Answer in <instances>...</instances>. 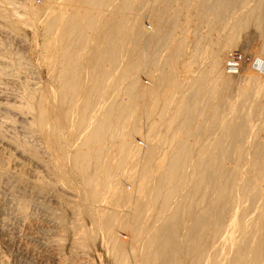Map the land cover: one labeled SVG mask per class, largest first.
Masks as SVG:
<instances>
[{"label":"bare ground","instance_id":"bare-ground-1","mask_svg":"<svg viewBox=\"0 0 264 264\" xmlns=\"http://www.w3.org/2000/svg\"><path fill=\"white\" fill-rule=\"evenodd\" d=\"M144 1L0 0V264H264V143L251 152L247 111L264 42L237 64L244 87L230 74L243 31L264 39V0L203 2V26L236 15L205 35L195 75L175 34L195 5L182 17L183 0H152L150 38Z\"/></svg>","mask_w":264,"mask_h":264},{"label":"rangeland","instance_id":"rangeland-1","mask_svg":"<svg viewBox=\"0 0 264 264\" xmlns=\"http://www.w3.org/2000/svg\"><path fill=\"white\" fill-rule=\"evenodd\" d=\"M37 2H39L40 0H36ZM147 1V2H146ZM189 1V2H188ZM194 1V2H193ZM200 1V2H199ZM204 1H207V2H211V1H214V0H191V2H190V0H183L182 1V4L181 3H178L180 6L178 7V4H177V7H178V9L181 11V14H182V17H183V15L185 14V12H186V9L184 8V2H185V5L187 4H191L192 6L193 5H195V7L196 8H198V10L196 9V8H194V13H192V15L194 14V16H192V17H190L188 20H185L186 22H185V25L187 26V27H189V28H187L186 26V28H187V32H185L186 31V28H185V30H184V25L183 24H181L182 22H180V24H181V26H180V24L178 23L177 24V27H176V32H175V34L177 33V34H188L187 35V37H189L188 38V40H187V44H186V53L188 54V58H190V63H191V69H189V74L190 75H195V74H198L200 71H202V70H204V68L206 69L207 68V62H208V59L206 58V57H208V55H207V50L210 48L208 45H206V43H205V41H203V38L205 37V35L206 36H209L210 35V39H218L219 37H223L224 36V34H229V30H230V28H231V23H230V21L232 20V17L234 16V15H236V14H233V16L232 15H230V16H228L227 18L229 19H226V21H225V19L223 20V19H220V18H218V13L219 12H216L215 14H216V16H217V19L214 17V19H213V17H211V19L210 20H212V21H210V25L208 24V25H206V26H203L204 25V23L203 22H200V20H199V14L201 13L200 11H202L203 10V8H204V5H203V2ZM252 1V2H251ZM242 0L241 1V5L239 4L238 6H237V8H236V13H238L239 12V10L241 11L242 9H244V5H247L248 3H249V5L251 6V8H249V9H252V7L254 8L255 6V3H253V1L254 0ZM145 2V4H143L142 6H140V9H139V13H140V11H142L143 10V12H145V13H143L142 12V14L140 13L139 14V22L141 23L142 22V24H144L143 25V27H146V28H148V30H149V32L147 31V33H146V31L144 32L145 33V35H146V37H150V38H152V35H151V32H150V29H149V27H152V23H147V21H149L150 22V20L148 19V12H150L151 10H149L151 7L153 8V6H151V5H153V3H152V0H145L144 1ZM150 2H151V5H150ZM199 4H198V3ZM251 2V3H250ZM255 2V1H254ZM148 3V4H147ZM192 3H195V4H192ZM253 3V4H252ZM147 4V5H146ZM252 4V5H251ZM145 5V7H143ZM149 5H150V8L148 9V7H149ZM186 5V6H187ZM199 5V6H198ZM147 6V7H146ZM191 6V7H192ZM202 7V9H200V8ZM145 9H146V11H145ZM149 10V11H148ZM144 17V19H143V17ZM146 16H147V18H146ZM142 18V19H141ZM148 19V20H147ZM190 19H191V21H190ZM190 21V22H189ZM229 21V22H228ZM232 22V21H231ZM189 23H190V25H189ZM142 24H139L140 26H142ZM148 25V26H147ZM183 25V26H182ZM220 25V26H219ZM229 25V26H228ZM180 26V27H179ZM224 26V27H223ZM226 26V27H225ZM183 28V29H182ZM206 28V29H205ZM210 28V29H209ZM256 28V24L255 23H253V24H250V26L245 30V31H243V36L241 37V41H239L240 43V45L239 44H237V49H235V50H237V51H235L234 52V56H233V58H232V63H231V70H232V72L230 73L231 74V77H233L234 76V74H238V70H239V67H237L239 64H240V59L242 58V59H245V60H243V62H246L247 64H249L250 62L252 63L256 58H258V57H260V56H262V54L260 55V52H262V50H261V45H262V43L264 42V39H263V36L261 35L262 33L261 32H259V30H257V29H255ZM177 29L179 30L180 29V31H177ZM211 29H213V30H211ZM184 30V31H183ZM228 32V33H227ZM224 33V34H223ZM242 34V33H241ZM215 35V36H214ZM221 35H223V36H221ZM212 41V40H211ZM208 47H206V46ZM239 46V47H238ZM199 47V48H198ZM154 53H156V52H154ZM163 54H165L164 52H162L160 55L162 56ZM197 54V55H196ZM236 55V56H235ZM238 57H239V59H238ZM248 57H250V59L248 58ZM237 58V59H236ZM205 60V61H204ZM197 64H196V63ZM205 62V63H204ZM238 62V63H237ZM195 65H194V64ZM203 63V64H202ZM238 64V65H237ZM197 65V66H196ZM202 65V66H201ZM233 65L235 66L234 68H233ZM252 64H250L249 65V67H248V69H250V67L252 68V66H251ZM180 66V67H179ZM196 66V67H195ZM201 67V68H200ZM148 68V67H147ZM147 68H145V69H141V72L139 73V77L141 76L142 77V75H143V77L142 78H140V80H141V82H143L144 84H146L148 81H149V72H148V70H149V68L147 69ZM178 69H179V72L180 73H182V71H183V68H182V64H180V65H178ZM200 69V70H199ZM197 70V71H196ZM220 69H215L214 70V72H213V74L215 75V76H217L218 74H219V71ZM234 70V71H233ZM144 71H145V74H143L144 73ZM146 71H147V73H146ZM250 70H246L245 72H243V73H239L238 75V77H239V79H241V81L238 79V77L236 76V78L241 82H239L240 84H239V86H241V88L242 87H244L245 85H246V83L248 82V78H246L247 77V73L249 72ZM233 72H235V73H233ZM142 74V75H141ZM144 75H145V77H144ZM262 75H264V74H262ZM146 82V83H145ZM236 92V91H235ZM235 92H234V95H233V97L234 98H236V100L238 101V100H240L239 99V96H240V92H238L237 91V93H236V95H235ZM263 99V100H261V99ZM218 99L219 98H217L216 99V101H218ZM260 100H261V102L263 103H261L260 102ZM240 102V104H241V102L242 101H239ZM237 103V102H236ZM257 103V104H256ZM259 103L261 104V105H259ZM231 105H233V103L231 102ZM249 107H248V112H250L249 114V118L250 117H252V118H248V120H249V124L251 123V130H252V135L251 136H254V137H252V142H251V146H252V148H251V152H253V150L255 149H257V147H255V145L257 144L258 145V143H260V144H262V143H264L263 141V138H264V128H262V127H264V97H259L258 99H256V101H255V103H253V105H252V108H251V102L249 103ZM256 105V106H255ZM256 107V110H255V107ZM257 107H259L258 108V110L260 111H258V113H256L257 112ZM261 108H263V109H261ZM247 109V108H246ZM249 109H250V111H249ZM251 111H254L253 113H255L256 115H254V114H252V112ZM236 113L238 114L239 112L238 111H236ZM260 113H262L261 114V117H259L258 115H260ZM234 115H235V112L233 113ZM263 116V117H262ZM262 118V119H261ZM144 119V120H143ZM258 119V120H257ZM141 120H143V121H141ZM262 120V123H260L259 121H261ZM140 121H141V124H140V126H141V128H140V130H139V133L138 134H136V137H135V141H137V143H138V145H142V143H143V137L142 136H144V134H145V132H146V124H147V120H145V118H142V119H140ZM253 121V122H252ZM257 121V122H256ZM146 122V123H145ZM144 123V124H143ZM143 124V125H142ZM260 124H262V125H260ZM143 126V127H142ZM260 126H262L261 128H260ZM259 127V128H258ZM255 128V129H254ZM257 128L258 129H260V131L259 132H261V133H257ZM142 129V130H141ZM143 130H144V132H143ZM140 132H141V134H140ZM256 132V133H255ZM257 134V135H256ZM137 135H140V137L139 136H137ZM142 135V136H141ZM256 136V137H255ZM262 136V137H261ZM142 137V138H141ZM137 138H139V139H137ZM137 139V140H136ZM254 141V142H253ZM259 141V142H258ZM261 141V142H260ZM256 145V146H257ZM129 179H132V180H130V185H128L129 183H128V181H129ZM133 176L131 177V178H129L128 177V179L126 178V177H124V182H127V183H125L124 185H125V187L127 188V186H128V190L129 189H132L133 188ZM132 181V182H131ZM132 183V184H131ZM125 236V235H124Z\"/></svg>","mask_w":264,"mask_h":264}]
</instances>
